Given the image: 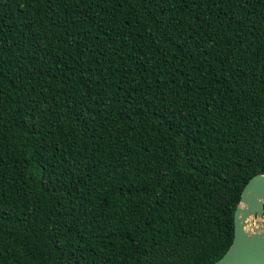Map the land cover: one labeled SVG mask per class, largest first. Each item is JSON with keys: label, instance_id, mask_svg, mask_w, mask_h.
Masks as SVG:
<instances>
[{"label": "trees", "instance_id": "trees-1", "mask_svg": "<svg viewBox=\"0 0 264 264\" xmlns=\"http://www.w3.org/2000/svg\"><path fill=\"white\" fill-rule=\"evenodd\" d=\"M264 174V0H0V264H215Z\"/></svg>", "mask_w": 264, "mask_h": 264}, {"label": "water", "instance_id": "water-1", "mask_svg": "<svg viewBox=\"0 0 264 264\" xmlns=\"http://www.w3.org/2000/svg\"><path fill=\"white\" fill-rule=\"evenodd\" d=\"M234 222L233 244L215 264H264V174L246 184Z\"/></svg>", "mask_w": 264, "mask_h": 264}]
</instances>
